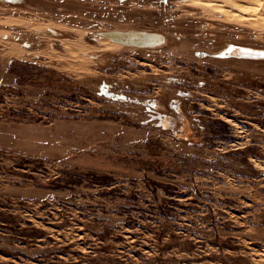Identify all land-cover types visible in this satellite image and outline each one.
<instances>
[{
	"label": "rangeland",
	"instance_id": "374dc122",
	"mask_svg": "<svg viewBox=\"0 0 264 264\" xmlns=\"http://www.w3.org/2000/svg\"><path fill=\"white\" fill-rule=\"evenodd\" d=\"M0 264H264V0H0Z\"/></svg>",
	"mask_w": 264,
	"mask_h": 264
},
{
	"label": "bare ground",
	"instance_id": "6f19581e",
	"mask_svg": "<svg viewBox=\"0 0 264 264\" xmlns=\"http://www.w3.org/2000/svg\"><path fill=\"white\" fill-rule=\"evenodd\" d=\"M190 1V0H189ZM255 1V0H254ZM191 3H194V1L193 2H191ZM203 4H205V3H203ZM212 4V3H211ZM206 5H208V4H206ZM210 5V4H209ZM213 5V4H212ZM240 5V4H239ZM236 6H237V4H236ZM221 7V6H220ZM258 7V6H257ZM208 8V7H207ZM211 8V7H210ZM213 8V7H212ZM214 9V8H213ZM242 9V8H241ZM215 10V9H214ZM226 11V10H225ZM228 11V10H227ZM232 11V10H231ZM219 12V11H218ZM235 15V14H234ZM240 15V14H239ZM235 16H237V15H235ZM233 17V16H232ZM261 17V16H260ZM230 18V17H229ZM259 18V17H258ZM241 19V18H240ZM127 34H125V36H126ZM130 36V35H129ZM111 38V37H110ZM122 40V39H121ZM121 42V41H120ZM126 42V41H125ZM106 43V42H105ZM110 44V43H109ZM108 44V45H109Z\"/></svg>",
	"mask_w": 264,
	"mask_h": 264
},
{
	"label": "water",
	"instance_id": "95a60500",
	"mask_svg": "<svg viewBox=\"0 0 264 264\" xmlns=\"http://www.w3.org/2000/svg\"><path fill=\"white\" fill-rule=\"evenodd\" d=\"M144 35H145V34H137L136 37H137V39H139V41H140V39L143 38Z\"/></svg>",
	"mask_w": 264,
	"mask_h": 264
}]
</instances>
